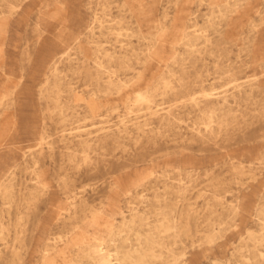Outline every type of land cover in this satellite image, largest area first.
<instances>
[{
  "label": "rangeland",
  "instance_id": "374dc122",
  "mask_svg": "<svg viewBox=\"0 0 264 264\" xmlns=\"http://www.w3.org/2000/svg\"><path fill=\"white\" fill-rule=\"evenodd\" d=\"M14 39L0 264H264V0H42Z\"/></svg>",
  "mask_w": 264,
  "mask_h": 264
},
{
  "label": "bare ground",
  "instance_id": "6f19581e",
  "mask_svg": "<svg viewBox=\"0 0 264 264\" xmlns=\"http://www.w3.org/2000/svg\"><path fill=\"white\" fill-rule=\"evenodd\" d=\"M21 3H23V4H21ZM41 3H42V0H31L30 2H26V3H24L23 0L1 1V4H0V36L3 38V44H6L7 41H8V44L13 43L15 41V39H14L15 32H17L21 28V26L24 25L25 20L29 14V11L31 10V7L35 4L41 5ZM15 8H19V11L18 12L14 11ZM60 8L57 9V12L59 15L62 13L59 10ZM4 14H6V15H4ZM8 34H9V36H8ZM36 37H37L36 40L39 41V38L41 36H40V34L37 33ZM65 51H66V49L58 47V51H56L55 53H52V55L50 57H47L48 58L46 60L47 61L46 63L48 64L47 71H49L51 73L52 71L56 70L55 65L66 54ZM44 60H45V58L44 59L41 58L40 63H38L39 66H44V64H45ZM37 71L40 72L41 69L35 70V72H37ZM42 72H43V70H42ZM43 75H44L45 79L43 78L42 81L47 82V80H48L47 79V72H44ZM0 187H1L0 192L3 191V193H5L7 187L6 186L2 187V183H0Z\"/></svg>",
  "mask_w": 264,
  "mask_h": 264
}]
</instances>
